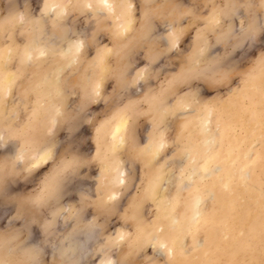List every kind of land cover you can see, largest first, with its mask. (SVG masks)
Returning <instances> with one entry per match:
<instances>
[{
    "label": "clouds",
    "instance_id": "9594fccd",
    "mask_svg": "<svg viewBox=\"0 0 264 264\" xmlns=\"http://www.w3.org/2000/svg\"><path fill=\"white\" fill-rule=\"evenodd\" d=\"M0 264H264V0H0Z\"/></svg>",
    "mask_w": 264,
    "mask_h": 264
}]
</instances>
